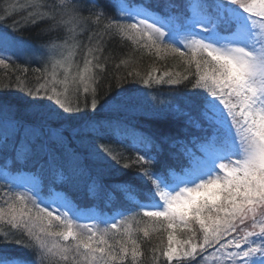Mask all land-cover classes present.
Wrapping results in <instances>:
<instances>
[{
	"label": "snow or ice",
	"instance_id": "6c2138e0",
	"mask_svg": "<svg viewBox=\"0 0 264 264\" xmlns=\"http://www.w3.org/2000/svg\"><path fill=\"white\" fill-rule=\"evenodd\" d=\"M19 10L0 67L47 55L51 80L0 94V264H141L140 213L167 233L153 264H264V0H25L0 23ZM42 24L55 41L18 35ZM116 37L195 73H109ZM93 189L135 191L139 212L87 215Z\"/></svg>",
	"mask_w": 264,
	"mask_h": 264
},
{
	"label": "trees",
	"instance_id": "16d2710c",
	"mask_svg": "<svg viewBox=\"0 0 264 264\" xmlns=\"http://www.w3.org/2000/svg\"><path fill=\"white\" fill-rule=\"evenodd\" d=\"M25 0H0V16L5 15V11L8 5L10 4H23ZM50 2V0H47ZM27 15V11L19 10L13 14L9 19L5 20L3 23H0V31H11L10 28H6V25H11L13 21H20L21 24L24 23V17ZM47 25H40L38 27H28L18 35H21L25 40L33 44H45L48 41L56 40V33L45 32L42 29L46 28ZM52 41V42H53ZM107 51L105 55H111L112 59L108 65V72L115 73L117 75L126 74L128 71L135 69L136 71L141 72L143 75L155 70V72L163 73L166 71H171L172 73L179 72L181 77L189 75L190 73H195V65H186L184 60L175 54L163 55V58H157L154 53L149 54L146 50L140 49L138 46L134 45L132 41L122 40L120 37H116L107 45ZM190 55V54H189ZM81 59V61H80ZM121 60L127 61V64L120 65L119 70L117 71L116 65L120 63ZM40 60L31 59L24 60L23 58L17 59L16 64H19L21 68H27L28 72L25 74L21 70L16 68L3 69L0 67V94H15V88L20 84V81H24V84L21 86L35 88L39 84L44 83L42 79L38 80V77L41 76V73L35 71V69L44 70L47 65L41 64ZM78 63L82 66L83 59L82 56L77 58ZM49 73L48 79L51 80V67L47 66ZM19 77V80L17 79ZM62 78V75L60 76ZM114 87L115 80L105 78L101 88L98 91H101L106 88L109 84ZM52 85H49L51 87ZM56 87L62 90V86L56 85ZM136 88H144L142 84L134 85ZM146 92L150 93L148 99H151V96H156L159 99H165L166 94L173 91H184V88L179 89L169 88L167 85L163 86H153L151 89H145ZM75 99V98H73ZM90 103L91 97L87 98ZM80 102H84V97L81 96ZM117 149L123 148V145H114ZM131 155V152L127 153ZM131 175V172H129ZM120 179H126V177H120ZM108 183L109 181H105ZM135 191L129 192L127 190L118 189L111 192V203L109 202V193L100 189H93L89 192V195L86 199L81 202L87 206L86 214L87 215H111L114 211L118 210L114 208V204H120L124 201H129L126 207L132 209V211L126 213L128 217H132L134 213H138L139 209L133 208L134 200L130 201L129 198L135 196ZM138 198V197H137ZM143 216L142 213L135 215V219L132 222V228L137 229L135 238L141 245L140 251L143 255L140 258L141 264H153L152 249L160 248L161 250L167 245V233L164 232H153L150 233L149 237H144L142 232H139L138 229L143 227ZM136 221H141V223H136ZM187 237V236H184ZM117 239L122 238L119 235Z\"/></svg>",
	"mask_w": 264,
	"mask_h": 264
},
{
	"label": "rangeland",
	"instance_id": "374dc122",
	"mask_svg": "<svg viewBox=\"0 0 264 264\" xmlns=\"http://www.w3.org/2000/svg\"><path fill=\"white\" fill-rule=\"evenodd\" d=\"M52 41H53V40H52ZM52 41L45 42V44H46V43H49V42H52ZM23 59H24V60H29V59H25V58H23ZM34 59L40 60L39 62H40L41 64H43V62H44L45 65L51 67V61L48 60L47 55H45L44 59H39V58H34ZM30 60H31V59H30ZM80 61H81V59H80ZM47 66H46V67H47ZM181 238H187V237H181Z\"/></svg>",
	"mask_w": 264,
	"mask_h": 264
}]
</instances>
